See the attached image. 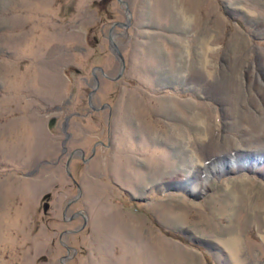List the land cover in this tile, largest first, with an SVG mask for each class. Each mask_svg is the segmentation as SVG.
<instances>
[{
  "label": "rangeland",
  "instance_id": "374dc122",
  "mask_svg": "<svg viewBox=\"0 0 264 264\" xmlns=\"http://www.w3.org/2000/svg\"><path fill=\"white\" fill-rule=\"evenodd\" d=\"M99 1L0 0V264H264V0Z\"/></svg>",
  "mask_w": 264,
  "mask_h": 264
},
{
  "label": "water",
  "instance_id": "95a60500",
  "mask_svg": "<svg viewBox=\"0 0 264 264\" xmlns=\"http://www.w3.org/2000/svg\"><path fill=\"white\" fill-rule=\"evenodd\" d=\"M118 2H120V0H117ZM114 53L118 56V58H119V60H120V62H121V71H123L124 70V68H125V62H124V59H123V57H122V55H121V53L117 50V48H116V46L114 45ZM67 167V166H66ZM68 176H72L71 175V173L69 172L68 173ZM78 190H79V194H78V196L77 197H79L80 196V189H79V187H78ZM80 215H82V213H79ZM83 216V215H82ZM83 218H84V216H83ZM85 220V219H84Z\"/></svg>",
  "mask_w": 264,
  "mask_h": 264
},
{
  "label": "trees",
  "instance_id": "16d2710c",
  "mask_svg": "<svg viewBox=\"0 0 264 264\" xmlns=\"http://www.w3.org/2000/svg\"><path fill=\"white\" fill-rule=\"evenodd\" d=\"M104 1H105V0H101V1H99L98 3H96L95 5H96V6H101V4L104 3ZM106 1H107V0H106ZM179 239H180V238H179Z\"/></svg>",
  "mask_w": 264,
  "mask_h": 264
},
{
  "label": "bare ground",
  "instance_id": "6f19581e",
  "mask_svg": "<svg viewBox=\"0 0 264 264\" xmlns=\"http://www.w3.org/2000/svg\"><path fill=\"white\" fill-rule=\"evenodd\" d=\"M235 246V244H233Z\"/></svg>",
  "mask_w": 264,
  "mask_h": 264
},
{
  "label": "flooded vegetation",
  "instance_id": "af4514ba",
  "mask_svg": "<svg viewBox=\"0 0 264 264\" xmlns=\"http://www.w3.org/2000/svg\"><path fill=\"white\" fill-rule=\"evenodd\" d=\"M83 160V159H82Z\"/></svg>",
  "mask_w": 264,
  "mask_h": 264
}]
</instances>
